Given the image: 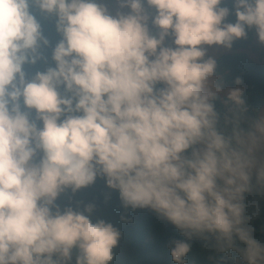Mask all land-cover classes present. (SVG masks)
I'll return each mask as SVG.
<instances>
[{
    "label": "clouds",
    "instance_id": "clouds-1",
    "mask_svg": "<svg viewBox=\"0 0 264 264\" xmlns=\"http://www.w3.org/2000/svg\"><path fill=\"white\" fill-rule=\"evenodd\" d=\"M115 2L113 15L97 0H0V264H71L73 250L75 264H111L119 231L93 223L92 206L56 204L98 176L126 207L221 251L238 241L243 264H264L244 204L253 180L264 186V113L249 116L243 90L205 59L246 29L264 44V0H233L234 24L223 0ZM41 19L61 39L55 67L29 79L49 46ZM189 251L171 242L176 264Z\"/></svg>",
    "mask_w": 264,
    "mask_h": 264
},
{
    "label": "trees",
    "instance_id": "trees-1",
    "mask_svg": "<svg viewBox=\"0 0 264 264\" xmlns=\"http://www.w3.org/2000/svg\"><path fill=\"white\" fill-rule=\"evenodd\" d=\"M144 5L150 15L155 14L146 3ZM220 7L230 10L224 23L234 24L236 17L233 0H223ZM41 24L49 46L41 49L45 60L38 61L34 66H25L24 71L29 79L38 71L43 72L48 67H55L52 51L61 36L55 31L54 19H41ZM149 29L152 34L157 31L151 22ZM254 37H257L255 29H246V37L234 41L231 49H228L231 53L222 54L215 59L217 75L223 77L229 86L244 88V99L251 117L260 114L264 106V63L255 62L246 54L236 51L247 49ZM236 81H239L238 85ZM217 110H222L219 103ZM34 115L33 111V117ZM56 204L61 210L72 207L81 212L87 206H92L91 214H85L89 215L93 223L103 220L119 231L120 239L113 249L111 264H176L171 255V242L174 240H185L190 245V251L184 257V264H243L238 249H243L244 245L238 241L235 247L221 251L214 236H193L189 240L154 210L126 207L119 191L109 188L102 176H98L92 185L76 192L70 188L66 189L58 197ZM244 204L247 226L252 229L253 237L264 245V186L257 185L253 180L252 190L245 193ZM77 254V251L73 250L71 264H75Z\"/></svg>",
    "mask_w": 264,
    "mask_h": 264
},
{
    "label": "rangeland",
    "instance_id": "rangeland-1",
    "mask_svg": "<svg viewBox=\"0 0 264 264\" xmlns=\"http://www.w3.org/2000/svg\"><path fill=\"white\" fill-rule=\"evenodd\" d=\"M97 2L107 7L110 14L115 15V13L118 10H121L119 9V6L116 4L115 0H98ZM122 11L127 13L130 10L123 9ZM165 44L166 46H173L171 39H166ZM205 50H206V59L209 57L216 59L222 54L231 53V51H229L228 49H225L220 46H211V47L205 46ZM236 52L246 54L251 60L255 62L264 63V44H261L258 41L257 37H254L252 44L247 49L237 50ZM240 88L244 90L243 87ZM260 113H264V106L262 107Z\"/></svg>",
    "mask_w": 264,
    "mask_h": 264
}]
</instances>
